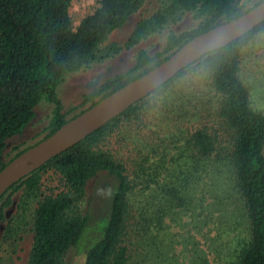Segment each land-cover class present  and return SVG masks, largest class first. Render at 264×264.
Returning <instances> with one entry per match:
<instances>
[{"label":"trees","instance_id":"16d2710c","mask_svg":"<svg viewBox=\"0 0 264 264\" xmlns=\"http://www.w3.org/2000/svg\"><path fill=\"white\" fill-rule=\"evenodd\" d=\"M150 1L99 0L75 28L72 0H0V172L31 148L5 161L8 141L26 131L43 100L56 106L45 140L264 0L250 7L244 0H157V12L137 23L127 47L188 14L199 25L170 34L154 55L140 51L124 73L93 83L82 103L87 108L68 119L57 89L69 75L119 54L110 37ZM259 39L264 22L14 185L0 199V239L31 235L28 264H66L79 250L82 264H131L140 257L142 264L152 258L157 264H264V111L253 106L241 75L243 55ZM51 175L58 191L44 193ZM105 178L113 186L109 212L93 229V214L82 205L91 183ZM177 227L184 232L173 234Z\"/></svg>","mask_w":264,"mask_h":264},{"label":"rangeland","instance_id":"374dc122","mask_svg":"<svg viewBox=\"0 0 264 264\" xmlns=\"http://www.w3.org/2000/svg\"><path fill=\"white\" fill-rule=\"evenodd\" d=\"M156 1L157 0H151L148 2L138 14L129 20L123 29L112 34L109 43H116L121 46L119 54L102 61H95L82 71L69 75L67 80L57 89V95L63 105V112L67 114L68 119L87 108L83 106L82 103L84 97L93 91V83H98L99 85L116 74L124 73L135 65L136 57L140 51L146 50L151 55H154L164 49L167 38L170 34L195 29L199 25V20L196 15L188 14L176 24H172L160 33L146 38L140 44L133 47H127L128 38L137 23L157 12L159 4ZM255 2L256 0H244L246 7L252 6ZM98 6L99 0H72L70 13L74 27L77 28L84 18L95 12ZM241 70L242 79L251 90L253 106L256 109L264 111V39H259L256 45L245 52L242 58ZM197 80L200 81L199 79ZM55 109L56 106L47 100H43L38 105L35 110L36 118L28 126L26 131L22 135L14 137L8 141L4 157L6 162L21 150L36 145L46 137L52 128ZM111 183L112 181L110 179L105 178L101 181L96 180L91 183L89 187L90 190L88 191L86 200L82 205V209L84 211L89 209L92 212L94 219L93 229L97 225L100 227L103 224V218H105L109 212V195L113 189ZM44 184L45 186L42 189L44 193L58 191V179L55 175L47 176ZM136 201L139 202V208H141V203H143L144 200L141 201V199L138 198ZM14 213L15 210L10 212V215H13ZM167 222L168 219L166 220V223ZM178 228L179 227L174 228L173 234L179 235L184 232ZM93 229L89 232V238L94 232H96L95 230L93 232ZM83 242V244H80L81 250L85 247V241ZM14 243L15 246L13 247ZM30 246L31 235H26L24 240L19 242L16 240L4 241L0 239V263L28 264ZM182 248V246L177 247L176 255L180 260L182 259L181 261H183L182 255H180ZM141 258L142 257L135 259L131 264H142ZM83 261V252L79 250L71 252L68 255L66 264H82ZM148 264H157V261L155 258H152L149 259Z\"/></svg>","mask_w":264,"mask_h":264},{"label":"water","instance_id":"95a60500","mask_svg":"<svg viewBox=\"0 0 264 264\" xmlns=\"http://www.w3.org/2000/svg\"><path fill=\"white\" fill-rule=\"evenodd\" d=\"M263 22L264 1L236 20L217 26L191 40L167 61L67 122L52 136L22 153L0 172V199L22 179L125 113L184 69L207 54L245 36Z\"/></svg>","mask_w":264,"mask_h":264}]
</instances>
